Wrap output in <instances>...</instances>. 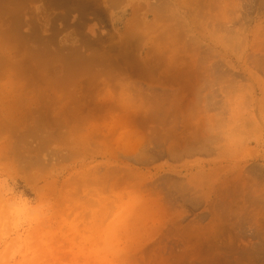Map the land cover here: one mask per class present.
I'll list each match as a JSON object with an SVG mask.
<instances>
[{"label": "rangeland", "instance_id": "374dc122", "mask_svg": "<svg viewBox=\"0 0 264 264\" xmlns=\"http://www.w3.org/2000/svg\"><path fill=\"white\" fill-rule=\"evenodd\" d=\"M54 264H264V0H0V199Z\"/></svg>", "mask_w": 264, "mask_h": 264}, {"label": "clouds", "instance_id": "9594fccd", "mask_svg": "<svg viewBox=\"0 0 264 264\" xmlns=\"http://www.w3.org/2000/svg\"><path fill=\"white\" fill-rule=\"evenodd\" d=\"M39 208L23 195L0 199V264H54L35 246L33 226Z\"/></svg>", "mask_w": 264, "mask_h": 264}]
</instances>
